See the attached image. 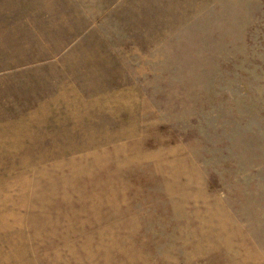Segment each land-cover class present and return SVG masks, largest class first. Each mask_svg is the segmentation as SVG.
<instances>
[{
    "label": "rangeland",
    "instance_id": "1",
    "mask_svg": "<svg viewBox=\"0 0 264 264\" xmlns=\"http://www.w3.org/2000/svg\"><path fill=\"white\" fill-rule=\"evenodd\" d=\"M0 264H264V0H0Z\"/></svg>",
    "mask_w": 264,
    "mask_h": 264
}]
</instances>
